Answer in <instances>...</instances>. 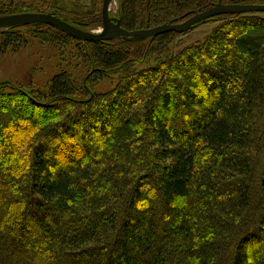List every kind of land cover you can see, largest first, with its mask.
I'll list each match as a JSON object with an SVG mask.
<instances>
[{"label":"trees","instance_id":"trees-1","mask_svg":"<svg viewBox=\"0 0 264 264\" xmlns=\"http://www.w3.org/2000/svg\"><path fill=\"white\" fill-rule=\"evenodd\" d=\"M219 1L264 5L116 0L111 15L147 29ZM102 2L0 0V16L53 13L95 31ZM209 21L175 54L176 32L83 42L40 23L0 30V57L35 44L60 69L40 99L0 84V264H264V13Z\"/></svg>","mask_w":264,"mask_h":264},{"label":"rangeland","instance_id":"rangeland-1","mask_svg":"<svg viewBox=\"0 0 264 264\" xmlns=\"http://www.w3.org/2000/svg\"><path fill=\"white\" fill-rule=\"evenodd\" d=\"M116 3V0H113L111 6L112 10L116 6ZM218 24V21H209L189 30L188 32L180 36L175 42L169 45L168 53H178L185 47L203 40L213 31L214 28H216ZM33 45L35 44L28 45V47L26 48H21L17 52L8 51L6 54L0 57V84L3 81H9L12 86L18 87L25 92H35V97H37V99H40L38 98L39 95H42L49 90L52 78L54 77V75L58 74L60 70L58 66L59 61L58 57L50 49H48V54L45 50H41L40 48ZM148 65V62H144L142 64H139L138 67L145 68ZM112 87V80L107 79L106 81L101 83L96 90L99 92H104ZM0 160L1 162H8V160L4 159L3 157ZM2 191L3 189L0 187V192ZM16 205L17 204H13L10 202H5L4 204L7 212L8 209H11V211L15 210L14 212H16L18 210V206ZM11 213L12 212H9L6 217L3 218V222H5V225L13 220V218L11 221L9 220L11 218ZM6 238L7 237L3 236V242L5 244L11 242L10 240L15 239L13 234L12 236H10V240ZM41 240L44 242L47 241L46 236L41 237L40 241ZM31 241L32 242L31 245L29 244V247H31L34 251L37 250L39 248L38 245L40 241H37V239H33ZM21 243L25 244L24 240L20 239L19 237L17 244L19 245ZM18 245L16 249H19ZM21 249L23 250V252L26 250L24 247H21ZM38 264L44 263H41V260H38Z\"/></svg>","mask_w":264,"mask_h":264},{"label":"water","instance_id":"water-1","mask_svg":"<svg viewBox=\"0 0 264 264\" xmlns=\"http://www.w3.org/2000/svg\"><path fill=\"white\" fill-rule=\"evenodd\" d=\"M113 0H103L102 2V22L101 29L88 31L77 25L71 24L68 21L60 18L53 13L27 12L12 15L0 16V30L9 29L29 24H46L50 25L69 36L83 42H99L111 41L115 39L139 40L155 36H160L165 33L176 32L185 34L196 26L207 22L215 15L219 14H243V13H264V5L258 4H224L221 1L212 7L203 11H197L183 22L170 21L168 23L138 30L125 29L121 20L111 15V6ZM96 71L94 69L92 72ZM90 74L85 77V82ZM9 81H3L1 84H9Z\"/></svg>","mask_w":264,"mask_h":264}]
</instances>
